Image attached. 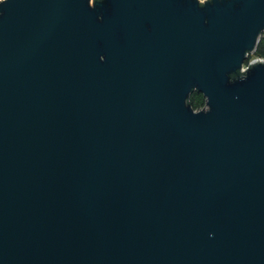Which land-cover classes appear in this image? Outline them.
Instances as JSON below:
<instances>
[{
	"label": "water",
	"instance_id": "obj_1",
	"mask_svg": "<svg viewBox=\"0 0 264 264\" xmlns=\"http://www.w3.org/2000/svg\"><path fill=\"white\" fill-rule=\"evenodd\" d=\"M200 2L0 4V264H264V0Z\"/></svg>",
	"mask_w": 264,
	"mask_h": 264
},
{
	"label": "trees",
	"instance_id": "obj_2",
	"mask_svg": "<svg viewBox=\"0 0 264 264\" xmlns=\"http://www.w3.org/2000/svg\"><path fill=\"white\" fill-rule=\"evenodd\" d=\"M255 58H261L264 59V34L260 40V43L257 47L256 52L250 56V59L248 60L247 63L250 62V60H253ZM235 76H233L234 78ZM189 103L192 105V107L195 110H200L203 109L206 106V101L205 98L203 97L202 94L198 93V92H194L189 100Z\"/></svg>",
	"mask_w": 264,
	"mask_h": 264
},
{
	"label": "snow or ice",
	"instance_id": "obj_3",
	"mask_svg": "<svg viewBox=\"0 0 264 264\" xmlns=\"http://www.w3.org/2000/svg\"><path fill=\"white\" fill-rule=\"evenodd\" d=\"M4 3H5V0H3V2L0 4H4ZM88 4H91L94 6L95 0H88ZM198 7H199V9H205L207 7V5L203 2V0H201ZM103 19H104L103 17L100 18L101 23H103ZM207 23H208V21H205V24H207Z\"/></svg>",
	"mask_w": 264,
	"mask_h": 264
},
{
	"label": "built area",
	"instance_id": "obj_4",
	"mask_svg": "<svg viewBox=\"0 0 264 264\" xmlns=\"http://www.w3.org/2000/svg\"><path fill=\"white\" fill-rule=\"evenodd\" d=\"M201 1V0H200ZM205 0H203L204 2ZM256 59V58H255ZM254 60V59H253ZM253 60H250V62L248 64H246L243 68V71H246L249 68V65L252 64Z\"/></svg>",
	"mask_w": 264,
	"mask_h": 264
},
{
	"label": "clouds",
	"instance_id": "obj_5",
	"mask_svg": "<svg viewBox=\"0 0 264 264\" xmlns=\"http://www.w3.org/2000/svg\"><path fill=\"white\" fill-rule=\"evenodd\" d=\"M3 2V0H0V3H2Z\"/></svg>",
	"mask_w": 264,
	"mask_h": 264
}]
</instances>
